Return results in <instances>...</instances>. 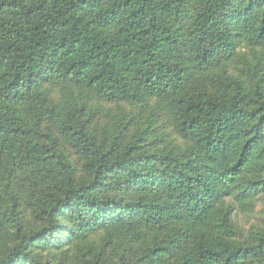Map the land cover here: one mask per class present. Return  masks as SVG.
Returning a JSON list of instances; mask_svg holds the SVG:
<instances>
[{
  "label": "trees",
  "instance_id": "16d2710c",
  "mask_svg": "<svg viewBox=\"0 0 264 264\" xmlns=\"http://www.w3.org/2000/svg\"><path fill=\"white\" fill-rule=\"evenodd\" d=\"M261 205L264 0H0V264H264Z\"/></svg>",
  "mask_w": 264,
  "mask_h": 264
},
{
  "label": "rangeland",
  "instance_id": "374dc122",
  "mask_svg": "<svg viewBox=\"0 0 264 264\" xmlns=\"http://www.w3.org/2000/svg\"><path fill=\"white\" fill-rule=\"evenodd\" d=\"M107 108L109 107V105H106ZM264 210V206L261 205L259 208H258V214H255L254 216H251V217H248L244 214L242 215H239V221L240 223L245 227V228H249L250 225L254 222H256V217L257 216H260V213Z\"/></svg>",
  "mask_w": 264,
  "mask_h": 264
}]
</instances>
